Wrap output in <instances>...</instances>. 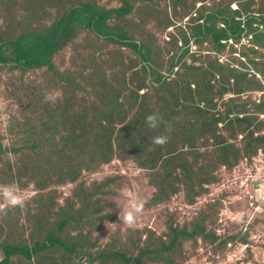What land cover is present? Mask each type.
Masks as SVG:
<instances>
[{
  "label": "rangeland",
  "instance_id": "374dc122",
  "mask_svg": "<svg viewBox=\"0 0 264 264\" xmlns=\"http://www.w3.org/2000/svg\"><path fill=\"white\" fill-rule=\"evenodd\" d=\"M173 1L53 0L48 13L37 18L34 13L25 18L20 17L16 23L20 31L29 27L39 28L43 23L63 15L65 9H68V3H88L100 10H111L118 9L121 5L127 6L131 2L132 9H135L131 19L124 22V19L112 17V20H108V24L114 26L112 29L116 30L115 25L123 21L125 30L131 37L140 33V39H135L140 40L141 44H151L159 38L164 45V40L172 37H175L173 42L180 40L182 44L185 33L183 29L188 22L187 18H182L181 12L177 13V9L171 7ZM229 3L230 9L227 8ZM215 9L224 10L225 16H233L231 11L240 9L242 20H247V15L255 13L264 18V0H198L193 15H198L203 10L205 14H210ZM223 26L221 22L218 24V27ZM241 27L245 32L249 31L245 24ZM245 32L240 38L228 32L229 38L221 40L220 44L210 36L201 42L189 37L190 43L186 45L190 50L188 53L187 50L172 46L158 55L155 53L154 63L147 65L148 74L144 72L141 56L130 49L125 50V56L117 51L121 49L120 46L110 45L104 37L100 39L82 33L71 47L83 51L91 43V54L86 61L81 57L78 60L89 68L90 76L93 72L89 80L95 79L106 85L110 83L112 88H116L119 95L111 92L107 96L108 106H113L115 96V102L124 103L127 107L134 102L140 105V94L155 102L161 96L158 93L168 87L172 95L184 98L187 88L176 80L179 79V74L184 73V64L191 67L194 59L192 55L198 57L196 66H204L217 75L215 64H222L228 71L225 80H236L234 83H224L226 86L223 88L219 87L217 96L210 104L213 112H221L223 122H220L216 132L220 136L217 141L220 142L219 145H228L229 152L226 156L231 158L235 147L239 149L240 157L246 151L248 133L252 127L259 126L260 132H256L255 136L263 135L264 138V125L261 126L259 122L262 120L264 123V27L260 26L256 39L246 37ZM188 33L192 34L189 29ZM180 56H184L182 63L172 69L171 66ZM54 64L57 72L47 68L26 73L0 69V130L8 133L9 128L15 129V122L20 121L23 132L27 129L36 132V127L30 125L32 119L40 113H47L48 105L52 104L45 102V94L53 90L67 93L77 83L72 74L74 69L80 73L81 67L71 66L73 64L68 62V57L57 58ZM160 77L162 81L155 84ZM192 89L195 90V85H192ZM214 93L216 92H212ZM258 103L263 104L257 107ZM13 116L19 118L15 120ZM247 117L250 118L251 127L245 130L246 124L239 122V119ZM229 123L233 127L226 129V124ZM136 131L132 129L124 136L116 157L110 163L101 165L92 172L83 170L80 178L74 182L67 181L43 188L47 193L55 189L57 200L63 205L67 203V198L79 201V197H74L79 185L94 187V194L99 198L98 204L106 206L103 212L95 215L97 219L91 222L81 221V224L75 222L72 225V241L76 253L81 248L83 254L71 260L74 255L68 254L69 251L50 245L42 254L35 256L33 261L17 255L11 258L10 264H74L77 261L81 264H98L85 259L97 258L103 251L113 257L106 261L98 259L101 264H128L122 257H115L114 253L120 251L128 258L131 255L136 257L139 255V248L144 253V264H264V147L258 149L257 153H251L252 157H245L228 168L225 165H215L214 160L222 155L221 146H217L214 139H209L212 144H209L208 149L212 154L190 151L191 158H196V161L191 173L183 174L187 178L191 176L198 180V183L210 178V181L204 183L209 184L205 186L207 189L200 191L192 201L186 194L184 184L180 183L179 186L178 183L173 189L176 191L178 188V193L170 198L168 194L164 195L163 201L152 198L157 188L150 182V169L140 165L145 156L140 157V143H134ZM191 137L192 135L186 134L187 141ZM184 140L185 137L181 135L178 146H182ZM187 148L188 144L183 145V149ZM213 148L217 152H212ZM203 151L202 148L201 152ZM55 177L51 175L50 179H56ZM44 178L46 179L45 174ZM254 181L261 184L256 194L252 191ZM38 192L33 185L25 191L21 190L23 205L20 209H9L15 215V220L8 210L3 213V206L0 208V257L4 256L2 248L5 244L33 247L37 242L43 243L50 234L52 227L47 223L50 219L47 214L51 213V207L47 205L50 203L46 200L47 197L42 202L35 199ZM133 197L142 201L143 207L136 216L135 226L129 227L123 222L122 215L119 219V215L120 211L123 212L131 205ZM1 200L6 204L2 196ZM81 211L79 219L85 220L89 212L84 209ZM95 220L96 225L92 223ZM173 225L178 232L186 229L190 236L186 234L182 237L181 244L172 243L169 246L171 249H168V233ZM91 229L93 232L88 234Z\"/></svg>",
  "mask_w": 264,
  "mask_h": 264
},
{
  "label": "trees",
  "instance_id": "16d2710c",
  "mask_svg": "<svg viewBox=\"0 0 264 264\" xmlns=\"http://www.w3.org/2000/svg\"><path fill=\"white\" fill-rule=\"evenodd\" d=\"M52 1L0 0V69L12 73L20 71L26 73L35 69L47 68L57 72L54 61L57 58L65 59L67 57L68 62L73 64L71 66L82 68L80 73L74 69L72 78L77 79V83L71 90L67 93L60 91V98L55 103L48 105L49 111L40 113L38 117L32 119L30 125L36 127V132H31L30 129L23 132L20 121L15 122L16 128L12 130L9 128L8 133L0 130V185L14 183L24 191L33 185L35 189L39 190L35 199L42 202L47 197L46 200L50 203L47 206L51 207V213L46 214L47 218L50 217L47 223L52 227L50 234L42 241L43 243L37 242L33 247L17 246L13 243L5 244L2 248L4 256L0 257V264H10L11 258L17 255H22L29 261H33L35 256L42 254L50 245L69 251L68 254L74 255L71 260H74L75 257L79 258L80 254H83L81 248L76 253L72 241V225L75 222L81 224V221L91 222L97 219L95 215L103 212L106 206L98 204L99 198L94 194V187L87 188L83 184L79 185L74 193V197L80 198L79 201H70L67 198V203L63 205L57 200L55 189L47 193L43 188L64 184L67 181L74 182L80 178L83 170L92 172L101 165L110 163L116 157L117 149H120L124 136L132 129L137 130L134 143H140V157L145 156L140 165L150 169L149 175H152L150 182L157 188L152 197L155 200H163V196L166 194H168V198L177 194L178 188L176 191L173 189L177 187L178 183L179 186L181 183L186 188L189 200L193 201L200 191L207 189L205 186L209 184L204 183L211 180L208 178V180L198 183V180L191 176L187 178L183 174L191 173L196 161V158H191L190 151L212 154L208 149L209 144H212L209 139H214L216 142L220 138L216 132L220 122H223L220 118L221 112L217 111L216 107H214L216 112H213L210 103L217 96L219 87L226 86L224 83L235 82L236 79L225 80L227 69L220 63L215 64L217 75L208 71L204 66H196L198 57L192 55L194 59L191 67L184 64L185 71L179 74V79L176 80L187 88V95L184 98L172 95L168 87L158 93L161 96L155 102L140 94L142 99H140V105L134 102L133 105L127 107L124 103L115 102V96L113 106H108L107 96L111 92L119 94L110 83L106 85L100 84L95 79L89 80L93 76V72L90 76L89 68L85 66L84 62L78 60V57L86 61L87 56L91 54V43L83 51L71 47L79 35L88 33L100 39L104 37L110 45L120 46L121 49H117V51L124 53L125 56V50L130 49L141 56L144 62V72L148 74L147 65H152L156 54L165 51L167 47L172 46L175 49L180 47L187 50L186 53H188L190 50L186 45L190 43L191 37L196 38L197 42H201L210 36L214 42L220 44L221 40L229 38L228 32L240 38L245 32L241 27L243 24L249 30L245 32V36H252L253 39H256L260 33V26L264 27L263 16L256 13L247 15V20L241 19L243 14L240 9L231 11L233 16H225L224 10L217 9L210 14H205L203 10L198 15H193L198 0H174L171 7L177 9V13L181 12L182 18H187L188 22L186 28L183 29L185 33L182 44L180 40L173 42L175 37L165 39L164 45L160 43L159 38L151 44H141L140 40L135 39H140V33L131 37L123 25L126 20L131 19L135 12L131 2L127 6L121 5L120 8L111 10H100L88 3L80 5L68 3V9H65L63 15L53 21L43 23L39 28L29 27L22 31L19 27L17 28L16 22L20 17L25 18L34 13L37 18L48 13ZM227 8L230 9V3ZM115 16L120 18L119 20L124 19L122 24L115 25L116 30L112 29L114 26L108 24L109 19ZM172 19L173 17H171ZM220 22L224 25L223 27H218ZM188 29L191 31V35H189ZM183 58L184 56H180L171 68L174 69L181 64ZM156 74L154 73V75ZM158 81H162L161 77L154 83L156 84ZM192 85H195V90L192 89ZM212 92L216 93L212 94ZM170 100L172 102H169ZM262 104L258 103L256 106L260 107ZM153 113L162 116L165 122L158 130L150 129L145 122L146 117ZM18 118L19 116H13L15 120ZM239 122L246 124L245 130L251 127L249 117L239 119ZM259 122H261V126L264 125L262 120ZM169 125L172 128L170 134L167 133ZM232 127V123L226 124V129ZM259 130V126L249 130V143L241 157L238 155L239 149L236 147L233 156L227 157L228 145H223V143L219 145L220 142L217 141V146H221L222 155L214 160L215 165H225L229 168L245 157H252L251 153H257L258 149L264 147L263 135L255 136L256 132H260ZM161 133L169 135V142L162 147L152 143L153 138ZM186 134L192 135L188 141ZM181 135L185 137L182 143L183 145L188 144L187 149H183V145L178 146ZM202 148L203 152H201ZM214 149L212 152H217ZM51 175H55L56 179L51 180ZM167 190H169L168 193ZM0 206H3L1 212L6 213L5 211L8 210L14 220L15 215L9 209H20L19 207H21L9 206L4 204L3 200L0 201ZM82 209L89 212L86 214L85 220L79 219ZM92 223L96 225L97 220ZM80 229L82 230L83 227ZM92 232L91 229L88 234ZM168 234H170L168 249H171L169 246L172 243L181 244V239L186 234L190 236L186 229L178 232L174 225L171 226ZM143 254L139 248V255L136 257L131 255L128 258L120 251L114 253V256L122 257L128 264H144L142 262ZM111 257L113 255L103 251L97 255V258L87 257L85 260L101 264L98 259L106 261ZM74 264L81 263L77 261Z\"/></svg>",
  "mask_w": 264,
  "mask_h": 264
},
{
  "label": "clouds",
  "instance_id": "9594fccd",
  "mask_svg": "<svg viewBox=\"0 0 264 264\" xmlns=\"http://www.w3.org/2000/svg\"><path fill=\"white\" fill-rule=\"evenodd\" d=\"M200 4V3H199ZM201 5V4H200ZM61 96V93L59 90H53L51 92H47L44 96L45 102H51L55 103L57 99H59ZM145 122L147 126L150 129L158 130L161 127L162 123H165L163 121V117L160 116L157 113H153L151 115H148L145 119ZM172 128L169 125L167 127V133H171ZM169 142V135L165 133H161L157 136H155L152 140V143L164 146ZM256 185V186H255ZM261 186L260 183L255 182L252 186V191L256 194L258 188ZM21 190L16 184H8V185H0V196L3 197L4 201L9 206H22L24 201L23 197L21 196ZM143 207V202L139 201L136 197H133V202L131 205L123 210V212L120 211L119 219L121 215L123 216V222L128 225L129 227H134L136 224V216L138 213L141 212ZM2 208V206H0Z\"/></svg>",
  "mask_w": 264,
  "mask_h": 264
},
{
  "label": "water",
  "instance_id": "95a60500",
  "mask_svg": "<svg viewBox=\"0 0 264 264\" xmlns=\"http://www.w3.org/2000/svg\"><path fill=\"white\" fill-rule=\"evenodd\" d=\"M256 186V185H255Z\"/></svg>",
  "mask_w": 264,
  "mask_h": 264
}]
</instances>
